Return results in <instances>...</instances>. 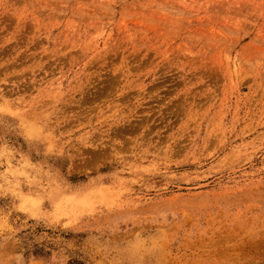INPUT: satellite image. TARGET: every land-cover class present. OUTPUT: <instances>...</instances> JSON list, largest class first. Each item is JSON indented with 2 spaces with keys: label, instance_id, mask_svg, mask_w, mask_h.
<instances>
[{
  "label": "rangeland",
  "instance_id": "374dc122",
  "mask_svg": "<svg viewBox=\"0 0 264 264\" xmlns=\"http://www.w3.org/2000/svg\"><path fill=\"white\" fill-rule=\"evenodd\" d=\"M0 50V264H264V0H0Z\"/></svg>",
  "mask_w": 264,
  "mask_h": 264
},
{
  "label": "bare ground",
  "instance_id": "6f19581e",
  "mask_svg": "<svg viewBox=\"0 0 264 264\" xmlns=\"http://www.w3.org/2000/svg\"><path fill=\"white\" fill-rule=\"evenodd\" d=\"M1 50H2V49H1ZM1 50H0V51H1ZM127 129H128V128H127Z\"/></svg>",
  "mask_w": 264,
  "mask_h": 264
}]
</instances>
